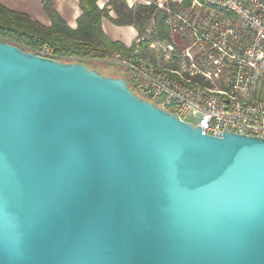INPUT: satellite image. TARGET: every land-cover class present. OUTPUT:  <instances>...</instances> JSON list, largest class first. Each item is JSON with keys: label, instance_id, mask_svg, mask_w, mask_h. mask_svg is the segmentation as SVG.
Masks as SVG:
<instances>
[{"label": "water", "instance_id": "water-1", "mask_svg": "<svg viewBox=\"0 0 264 264\" xmlns=\"http://www.w3.org/2000/svg\"><path fill=\"white\" fill-rule=\"evenodd\" d=\"M0 264H264V137L0 38Z\"/></svg>", "mask_w": 264, "mask_h": 264}, {"label": "built area", "instance_id": "built-area-1", "mask_svg": "<svg viewBox=\"0 0 264 264\" xmlns=\"http://www.w3.org/2000/svg\"><path fill=\"white\" fill-rule=\"evenodd\" d=\"M182 1L143 0L168 9V36L151 37V23L125 52L96 60L123 68L138 95L205 133L264 137V0Z\"/></svg>", "mask_w": 264, "mask_h": 264}, {"label": "trees", "instance_id": "trees-1", "mask_svg": "<svg viewBox=\"0 0 264 264\" xmlns=\"http://www.w3.org/2000/svg\"><path fill=\"white\" fill-rule=\"evenodd\" d=\"M81 13L77 18V27L71 28L64 19L57 14L49 1L44 2V11L50 19V25L45 26L32 20L26 14L8 9L0 5V37L10 40L12 44L22 47L25 45L39 53L44 45L48 47L49 57L64 61H81L88 64V60L109 58L113 51H126L120 41L110 40L102 29V17L109 18L117 25L134 26L139 34L146 31L152 24L151 37L168 36L167 26L164 24L169 12L167 8H157L156 5L138 4L128 7L125 0H108L113 8V17L107 6L99 7L96 0H78ZM191 0H183L181 8L187 7ZM172 11L178 10L175 4L168 2ZM180 9V8H179ZM103 74H109L96 68Z\"/></svg>", "mask_w": 264, "mask_h": 264}, {"label": "crops", "instance_id": "crops-1", "mask_svg": "<svg viewBox=\"0 0 264 264\" xmlns=\"http://www.w3.org/2000/svg\"><path fill=\"white\" fill-rule=\"evenodd\" d=\"M49 1L54 10L71 27H77V18L81 13L78 0H0V5L21 13L26 14L32 20L45 26L50 25V19L44 11V2ZM99 7L107 6L109 15L113 17V10H110L108 0H96ZM127 3L135 2V5L143 4V0H125ZM137 2V3H136ZM101 27L110 40L120 41L125 46L131 45L133 38L138 33L136 28L131 25H117L109 18L102 17Z\"/></svg>", "mask_w": 264, "mask_h": 264}, {"label": "rangeland", "instance_id": "rangeland-1", "mask_svg": "<svg viewBox=\"0 0 264 264\" xmlns=\"http://www.w3.org/2000/svg\"><path fill=\"white\" fill-rule=\"evenodd\" d=\"M127 3V2H126ZM137 3V2H136ZM128 5V3H127ZM129 7V6H128ZM131 8V7H130ZM110 10H113V8L111 7L110 5ZM43 25V24H42ZM146 32V31H145ZM144 32V33H145ZM144 33H142L144 35ZM148 33V32H147ZM150 35H151V32H149ZM139 34V33H137ZM136 36V35H135ZM1 39L3 40H6V38H2L0 37ZM134 40V39H133ZM9 41L11 42L10 40H6V42ZM133 42V41H132ZM12 43V42H11ZM22 47L26 48V49H30L28 47H26L25 45H22ZM40 54L44 55V56H48L49 57V53H50V50L48 49V47L46 45H44L42 47L41 50H39ZM88 63L91 65L90 67H95V68H98V69H101L102 71L106 72V73H109V74H117L119 76H124L126 78V73L125 71L123 70V68L121 67H118V66H114V65H111L110 63H105V62H102L100 60H88ZM189 120H192L194 121L193 118H190Z\"/></svg>", "mask_w": 264, "mask_h": 264}, {"label": "flooded vegetation", "instance_id": "flooded-vegetation-1", "mask_svg": "<svg viewBox=\"0 0 264 264\" xmlns=\"http://www.w3.org/2000/svg\"><path fill=\"white\" fill-rule=\"evenodd\" d=\"M92 68H95V67H92ZM96 69V68H95Z\"/></svg>", "mask_w": 264, "mask_h": 264}]
</instances>
